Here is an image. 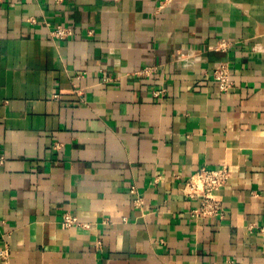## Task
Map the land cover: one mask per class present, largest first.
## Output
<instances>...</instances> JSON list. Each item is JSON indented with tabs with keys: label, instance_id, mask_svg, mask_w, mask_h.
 <instances>
[{
	"label": "crops",
	"instance_id": "crops-1",
	"mask_svg": "<svg viewBox=\"0 0 264 264\" xmlns=\"http://www.w3.org/2000/svg\"><path fill=\"white\" fill-rule=\"evenodd\" d=\"M0 158V264H264V0H3Z\"/></svg>",
	"mask_w": 264,
	"mask_h": 264
},
{
	"label": "built area",
	"instance_id": "built-area-1",
	"mask_svg": "<svg viewBox=\"0 0 264 264\" xmlns=\"http://www.w3.org/2000/svg\"><path fill=\"white\" fill-rule=\"evenodd\" d=\"M3 0H0L2 2ZM45 26L49 31L52 39H67L73 35V31L69 27L62 25H54L49 21L45 22ZM221 47H224L222 45ZM136 75L148 74L147 70L139 71ZM82 77V74H78ZM213 79L217 82L220 91L228 93L233 88V81L231 79L230 67L227 62H221L213 71ZM112 77L104 76V82H111ZM166 89L155 91L154 96L160 97L166 93ZM55 98L58 95L54 96ZM2 158H0V163ZM232 179V173L229 168L223 167L220 169H209L206 167L200 168L194 175H192L184 185V193L189 198H200V205L197 209L191 211L193 218H224L223 199L220 194L221 190L225 188ZM136 189H131V194L135 195ZM136 202H140L137 198ZM79 226H87L81 223L78 218L70 213L64 215L62 220V227L69 229ZM11 256V247L7 239L0 242V263L7 261Z\"/></svg>",
	"mask_w": 264,
	"mask_h": 264
}]
</instances>
